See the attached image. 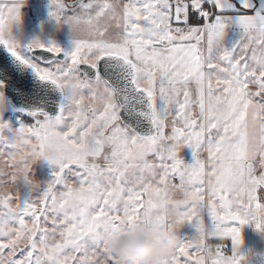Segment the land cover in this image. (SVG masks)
Listing matches in <instances>:
<instances>
[{
    "label": "snow or ice",
    "instance_id": "snow-or-ice-1",
    "mask_svg": "<svg viewBox=\"0 0 264 264\" xmlns=\"http://www.w3.org/2000/svg\"><path fill=\"white\" fill-rule=\"evenodd\" d=\"M24 3L0 0V47L64 102L0 122V264H116L103 237L145 219L175 231L170 264H247L234 225L264 232V0H51L71 52L17 40Z\"/></svg>",
    "mask_w": 264,
    "mask_h": 264
},
{
    "label": "rangeland",
    "instance_id": "rangeland-1",
    "mask_svg": "<svg viewBox=\"0 0 264 264\" xmlns=\"http://www.w3.org/2000/svg\"><path fill=\"white\" fill-rule=\"evenodd\" d=\"M4 2L9 3L10 0H4ZM65 2L71 3L72 0H65ZM51 10V0H25L21 8V23L15 29L16 38L24 45L34 40H40L45 45L55 43L64 51L71 52L73 49L71 32L66 26L61 28L56 24L50 15ZM0 91L3 92V88ZM0 122L8 123L15 130L21 126L31 124L33 122V116L27 115L24 112L22 114L18 113L9 100L6 99L5 107L0 109ZM7 151V149H0V165L8 160ZM54 169L55 166L47 161H40L34 165L35 176L42 182H46L52 177ZM250 242H252L251 237L245 234L243 246H247ZM254 242L256 243V241ZM244 247L242 248V252L248 264L249 253ZM213 251L215 252V248H213ZM221 251L225 255H231L227 253V247L225 250L221 249Z\"/></svg>",
    "mask_w": 264,
    "mask_h": 264
},
{
    "label": "clouds",
    "instance_id": "clouds-1",
    "mask_svg": "<svg viewBox=\"0 0 264 264\" xmlns=\"http://www.w3.org/2000/svg\"><path fill=\"white\" fill-rule=\"evenodd\" d=\"M103 243L116 264H170L179 240L170 226L145 219L130 230L109 231Z\"/></svg>",
    "mask_w": 264,
    "mask_h": 264
},
{
    "label": "water",
    "instance_id": "water-1",
    "mask_svg": "<svg viewBox=\"0 0 264 264\" xmlns=\"http://www.w3.org/2000/svg\"><path fill=\"white\" fill-rule=\"evenodd\" d=\"M0 83L4 97L17 111L30 116L34 112L42 113L52 118L59 114L63 103L61 94L40 81L34 72L19 65L3 47H0Z\"/></svg>",
    "mask_w": 264,
    "mask_h": 264
},
{
    "label": "crops",
    "instance_id": "crops-1",
    "mask_svg": "<svg viewBox=\"0 0 264 264\" xmlns=\"http://www.w3.org/2000/svg\"><path fill=\"white\" fill-rule=\"evenodd\" d=\"M85 1L86 0H84V2ZM183 157L186 163H191L192 162L191 150L185 149L183 153ZM234 226L240 229L243 242H244L245 234H247L252 239V242L247 244V246L245 247L243 246L244 249H247L249 253L248 264H264V252H262V250H264V232L257 231L255 227V223H250L247 226H243V227H241L238 224H235ZM225 241H226L225 246L227 247V253L231 254L230 251L231 240L230 238H225ZM254 241H256V243Z\"/></svg>",
    "mask_w": 264,
    "mask_h": 264
},
{
    "label": "trees",
    "instance_id": "trees-1",
    "mask_svg": "<svg viewBox=\"0 0 264 264\" xmlns=\"http://www.w3.org/2000/svg\"><path fill=\"white\" fill-rule=\"evenodd\" d=\"M18 113H21V114H22L23 112L18 111ZM25 114H26V113H25ZM225 244H226V242H225Z\"/></svg>",
    "mask_w": 264,
    "mask_h": 264
},
{
    "label": "built area",
    "instance_id": "built-area-1",
    "mask_svg": "<svg viewBox=\"0 0 264 264\" xmlns=\"http://www.w3.org/2000/svg\"><path fill=\"white\" fill-rule=\"evenodd\" d=\"M225 248H226V247L224 246L222 249L225 250Z\"/></svg>",
    "mask_w": 264,
    "mask_h": 264
},
{
    "label": "flooded vegetation",
    "instance_id": "flooded-vegetation-1",
    "mask_svg": "<svg viewBox=\"0 0 264 264\" xmlns=\"http://www.w3.org/2000/svg\"><path fill=\"white\" fill-rule=\"evenodd\" d=\"M25 113V112H24ZM28 115V114H27Z\"/></svg>",
    "mask_w": 264,
    "mask_h": 264
}]
</instances>
